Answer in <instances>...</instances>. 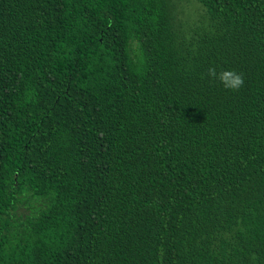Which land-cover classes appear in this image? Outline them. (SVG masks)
Segmentation results:
<instances>
[{
  "label": "trees",
  "instance_id": "1",
  "mask_svg": "<svg viewBox=\"0 0 264 264\" xmlns=\"http://www.w3.org/2000/svg\"><path fill=\"white\" fill-rule=\"evenodd\" d=\"M181 1L0 0V264H264V0Z\"/></svg>",
  "mask_w": 264,
  "mask_h": 264
},
{
  "label": "clouds",
  "instance_id": "2",
  "mask_svg": "<svg viewBox=\"0 0 264 264\" xmlns=\"http://www.w3.org/2000/svg\"><path fill=\"white\" fill-rule=\"evenodd\" d=\"M208 76L218 79L226 89L232 91H238L244 84L243 75L235 70H225L218 74L215 68H209Z\"/></svg>",
  "mask_w": 264,
  "mask_h": 264
},
{
  "label": "rangeland",
  "instance_id": "3",
  "mask_svg": "<svg viewBox=\"0 0 264 264\" xmlns=\"http://www.w3.org/2000/svg\"><path fill=\"white\" fill-rule=\"evenodd\" d=\"M181 6L185 11L184 14L182 15V18H183V16H184V18H187V17L191 18V20L190 19L189 20L193 26L196 25L193 22H196L198 19L193 18L191 16L193 15L194 17H197L199 14H202V15L204 14V12H203L204 8L198 1H195V3H194L193 1L190 2L189 0H182ZM202 8H203V10H202Z\"/></svg>",
  "mask_w": 264,
  "mask_h": 264
}]
</instances>
